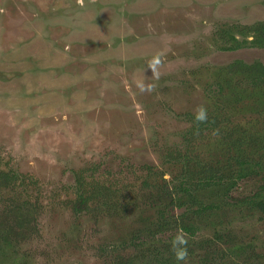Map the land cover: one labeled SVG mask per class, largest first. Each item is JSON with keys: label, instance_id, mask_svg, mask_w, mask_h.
Instances as JSON below:
<instances>
[{"label": "rangeland", "instance_id": "obj_1", "mask_svg": "<svg viewBox=\"0 0 264 264\" xmlns=\"http://www.w3.org/2000/svg\"><path fill=\"white\" fill-rule=\"evenodd\" d=\"M259 22L264 0H0V264H264V168L194 234L155 224L187 209L155 200L181 155L211 158L206 67L264 64Z\"/></svg>", "mask_w": 264, "mask_h": 264}, {"label": "trees", "instance_id": "obj_2", "mask_svg": "<svg viewBox=\"0 0 264 264\" xmlns=\"http://www.w3.org/2000/svg\"><path fill=\"white\" fill-rule=\"evenodd\" d=\"M252 31L254 33L252 43L262 46L264 22L255 24ZM230 38L236 41L232 34ZM206 69L209 76L206 89L211 93L212 99L204 112V119H197L199 114L190 116V131H192L190 136L194 143H189V149L201 153L199 146L206 147V151L212 152L209 155L211 158L206 160L205 157L200 156L195 159L189 154H182V158L178 159L183 169L181 174L176 176L183 178L184 182L180 180L178 185L171 188L162 186L155 200H166L170 203L169 207L184 205L187 209L180 215L168 219L163 210L166 205L157 206L155 216H159V219H156L155 224L159 228L158 231L162 228L177 231L178 228L185 233L194 234L195 220L201 214L215 213L220 209L221 200L226 198L228 191L234 188L239 180L264 168V155L259 154L264 151V64L235 61L230 65L206 67ZM248 110L256 116L239 119L245 118L240 116ZM257 124L262 125V128L256 130ZM220 154L223 155V159ZM201 158L208 163L200 161ZM191 162L197 167L190 169ZM3 175L0 180L3 184L9 183L8 175ZM162 191L166 199L162 198ZM202 192H205L204 196L209 199L203 201L199 197ZM94 193L101 192L94 191ZM147 199L151 198L147 197ZM84 201L85 199L81 197L77 203L86 207ZM254 205L264 212L263 199L256 200ZM11 209L16 216L21 214L20 208L11 206ZM148 221L149 224L144 228L143 234L150 237L153 223L152 220ZM137 238L140 240V236Z\"/></svg>", "mask_w": 264, "mask_h": 264}, {"label": "flooded vegetation", "instance_id": "obj_3", "mask_svg": "<svg viewBox=\"0 0 264 264\" xmlns=\"http://www.w3.org/2000/svg\"><path fill=\"white\" fill-rule=\"evenodd\" d=\"M251 33H253V31H251ZM230 34H232V35L235 37L236 41H234L233 39L230 38ZM223 35H224L227 39H231L232 41H234L235 44H228V45H225L222 49H225V48H227L228 46H229V47H228L229 49H232V48H234L237 44H239V40H238V38H237V35H234L233 33H226V32H224V31H223ZM249 37H251V40L253 41V38H254V37H252V35L249 36Z\"/></svg>", "mask_w": 264, "mask_h": 264}, {"label": "clouds", "instance_id": "obj_4", "mask_svg": "<svg viewBox=\"0 0 264 264\" xmlns=\"http://www.w3.org/2000/svg\"><path fill=\"white\" fill-rule=\"evenodd\" d=\"M141 88H143V86L141 85ZM205 118V116H204V113H203V111H201L200 112V114L197 116V119H204Z\"/></svg>", "mask_w": 264, "mask_h": 264}]
</instances>
